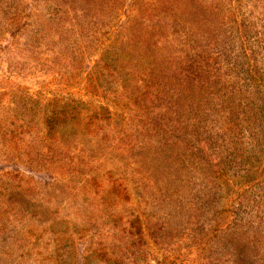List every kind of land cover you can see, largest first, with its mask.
Returning a JSON list of instances; mask_svg holds the SVG:
<instances>
[{"label":"rangeland","instance_id":"obj_1","mask_svg":"<svg viewBox=\"0 0 264 264\" xmlns=\"http://www.w3.org/2000/svg\"><path fill=\"white\" fill-rule=\"evenodd\" d=\"M0 264H264V0H0Z\"/></svg>","mask_w":264,"mask_h":264}]
</instances>
